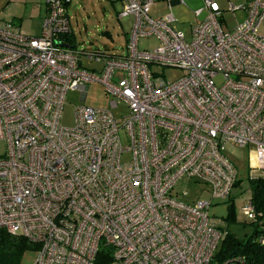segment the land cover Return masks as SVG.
Wrapping results in <instances>:
<instances>
[{
  "label": "built area",
  "instance_id": "1",
  "mask_svg": "<svg viewBox=\"0 0 264 264\" xmlns=\"http://www.w3.org/2000/svg\"><path fill=\"white\" fill-rule=\"evenodd\" d=\"M71 1L45 0L38 36L0 20V228L37 246L33 264H94L101 244L111 264H246L239 254L214 261L227 232L208 215L212 200L182 202L173 188L186 177L226 198L235 147L247 150L249 179L264 177V0L231 5L246 14L231 30L204 0L188 35L170 10L152 18V0H122L126 49L85 54L100 65L91 69L65 41ZM148 37L157 44L139 50ZM156 66L182 73L170 80ZM95 82L126 114L80 104L74 126H62L66 93L84 101ZM240 211L261 216L250 198Z\"/></svg>",
  "mask_w": 264,
  "mask_h": 264
},
{
  "label": "rangeland",
  "instance_id": "2",
  "mask_svg": "<svg viewBox=\"0 0 264 264\" xmlns=\"http://www.w3.org/2000/svg\"><path fill=\"white\" fill-rule=\"evenodd\" d=\"M184 5H177L173 9L174 17L181 23L189 21L187 13L193 7V3L202 2L203 0H182ZM220 9L222 15L220 22L224 30H231L236 24L243 21L245 11L236 9L230 11L231 5L240 7L246 3V0H211ZM122 0H72L67 4L68 17H70V34L73 46L78 51L85 68L100 67L98 63L90 61L85 54L91 52H104L109 54L120 55L126 49L127 38L131 26V18L120 17L119 11L122 7ZM7 4V0H0V11ZM45 0H12L0 13V18L15 16L20 20L19 25L23 32L36 33L41 30L43 17L45 16ZM194 9V8H193ZM7 16V17H6ZM157 44L153 37L139 38L138 48L152 49ZM159 73H164L167 79H176L181 76L178 69H163L160 66L154 67ZM222 82L221 77L215 78V85ZM86 98L81 100L78 90L68 91L65 96L62 114H60V124L64 127L74 126V108L77 105L84 104L92 107L111 109L115 117L121 120V117L127 112V107L123 104L117 108H110L109 102L112 98L104 91L103 85L95 82L89 84L86 89ZM5 152V144L0 140V155ZM230 157L238 169V178L240 185L232 188L230 195L226 198L211 199L210 189L203 183L193 182L186 177L179 179L173 188L177 199L182 202H195L197 200L209 201L212 204L208 206V215L217 224L228 225L226 217L230 201H233L237 223L228 225V229L234 232L238 237H243L244 233L249 234L252 230L250 220L244 218L241 214L240 207L249 199L248 180L250 170L247 164V150L235 147ZM185 194V195H182ZM37 252L35 250H26L22 256L21 264H33Z\"/></svg>",
  "mask_w": 264,
  "mask_h": 264
},
{
  "label": "trees",
  "instance_id": "3",
  "mask_svg": "<svg viewBox=\"0 0 264 264\" xmlns=\"http://www.w3.org/2000/svg\"><path fill=\"white\" fill-rule=\"evenodd\" d=\"M65 41L73 43L70 36H66ZM240 179L235 180L233 188L240 185ZM248 190L251 205L255 211L261 216L257 221H250L252 231L243 237H238L234 232L229 231L228 225L237 223L233 201H230L228 212L224 219L227 220L228 225L221 224L220 228L226 231V235L219 244L215 252L214 261L220 262L225 258L234 254L244 256L246 264H264V245L255 242L257 234L259 233L258 222L264 219V177H255L248 180ZM37 246L23 236L13 235L8 233L5 229L0 228V264H21L22 256L26 250H36ZM112 249L109 246L101 244L94 264H111Z\"/></svg>",
  "mask_w": 264,
  "mask_h": 264
},
{
  "label": "crops",
  "instance_id": "4",
  "mask_svg": "<svg viewBox=\"0 0 264 264\" xmlns=\"http://www.w3.org/2000/svg\"><path fill=\"white\" fill-rule=\"evenodd\" d=\"M9 2H12V0H7V4L5 6H3V9L0 11L1 14ZM152 2H153V4H152V7H151V10L149 13L152 18L164 17L167 14V12H169V10L171 11L170 13H172L175 6L182 5V3H180V1H178V0H152ZM203 5H204V0L202 2H197L195 4L193 3L192 7L194 9L192 8L191 10H189L187 12L189 14V21L187 23H181L175 18L176 19L175 26L177 28L183 30L188 35L190 27L192 25L197 24V23L200 24V22L205 18L206 14H207L205 9L201 10L200 14L197 16L194 15V12H193L196 9L203 7ZM3 15H4V12H3ZM0 20L10 21V22H13L14 24L21 25L20 20L16 19L15 16H8L7 18H4V19L2 17V18H0ZM39 30L36 33H27V32L26 33L29 35H33V36H38L40 34Z\"/></svg>",
  "mask_w": 264,
  "mask_h": 264
}]
</instances>
